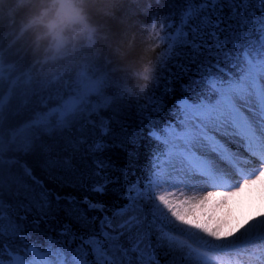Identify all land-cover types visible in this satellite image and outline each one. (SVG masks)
Returning <instances> with one entry per match:
<instances>
[{"label":"snow or ice","instance_id":"1","mask_svg":"<svg viewBox=\"0 0 264 264\" xmlns=\"http://www.w3.org/2000/svg\"><path fill=\"white\" fill-rule=\"evenodd\" d=\"M182 3L178 21L167 23L166 34L165 25L156 20L150 28L166 42L169 58L181 55L177 49L188 50L183 55L195 65L189 69L195 78L182 85L184 95L175 100L173 119L149 128L147 135L158 148L143 186L139 180L129 185L126 204L109 216L102 203L85 197L87 209L102 214L89 218L74 197H64L69 214L82 227L99 221L98 230L87 235L64 224L58 238L31 240L23 223L27 215L16 208L24 213L34 209L43 218L51 214V197L56 207L62 198L23 165L39 190L21 185L27 202L16 207L6 203L3 194L14 178L9 172L6 181L5 167L10 170L16 163L6 153L26 154L40 135L69 127L78 114L107 110L117 99L108 77L81 67L55 106L6 130V108L17 87L31 77L0 66V264H162V258L163 264H264V0ZM151 103L154 113H162L160 101ZM98 127L99 137L88 145L92 153L109 147L102 138L111 133L110 121L102 119ZM94 163L101 182L91 191L103 194L111 182L104 171L110 165L99 159ZM121 172L127 176L126 170ZM257 203L260 210L254 213ZM34 224L38 227L39 221Z\"/></svg>","mask_w":264,"mask_h":264},{"label":"trees","instance_id":"2","mask_svg":"<svg viewBox=\"0 0 264 264\" xmlns=\"http://www.w3.org/2000/svg\"><path fill=\"white\" fill-rule=\"evenodd\" d=\"M182 0H124L120 5L119 15L123 22H112V38L101 42L95 53L86 54L80 61L57 69L48 79H41L33 74L30 61L22 58L19 46L5 52L0 49V65L11 67L20 76L31 77L30 82L17 87L10 104L5 112V129L16 128L29 122L36 113L55 106L56 101L68 90V84L74 79V74L83 66L102 71L111 84L110 91L117 99L105 111L99 114H78L69 127L58 130L51 135L42 134L34 140L33 148L28 153L10 151L6 157L16 160V163L5 167L6 181L9 172L14 180L10 189H6L3 198L6 203L16 207L26 203L25 189H38L33 180L24 174L23 165L32 170V175L42 181L44 187L52 194L62 199L56 207L54 196L51 197L53 208L47 217H41L33 209L24 213L16 208L20 215H27L23 223L28 227V234L32 241L43 243L46 236L57 237L58 231L64 224H70L72 230L79 234H89L92 228L98 230L99 221L89 227H82L69 214L70 205L64 197H74L77 206L84 210L88 217H100L98 211H89L83 203L85 197L92 202H99L105 206L109 216L112 212L127 203L123 197L127 194L129 185L140 181L141 186L151 171V160L158 145L148 135L150 127H161L173 119L171 110L175 100L184 95L182 85L190 84L195 78V65L190 63V57L183 55L187 49H177L169 58L166 42H161L156 32L150 28V23L166 25L169 21H178ZM125 30L135 33L137 51H142L146 45L154 47L147 58L153 62L154 71L147 87L140 91L133 87L141 82L134 80L130 73L114 71L113 64L106 62L105 57L111 55V44L118 40ZM159 28H157V32ZM151 36V39H146ZM3 91H8L5 84ZM160 101L164 107L162 113L152 111L151 100ZM151 117V120L148 119ZM110 121L111 133L103 137L109 145L102 153H92L88 145L92 144L99 135V123L102 119ZM81 140L84 143H81ZM122 145V146H117ZM107 161L110 167L104 171L110 183L103 194L91 191L92 186L101 182L95 175V160ZM69 161L70 163H65ZM121 169L126 170L125 177ZM19 188V191L17 190ZM39 221L38 227L34 224ZM58 238V237H57ZM163 260V258H162Z\"/></svg>","mask_w":264,"mask_h":264},{"label":"clouds","instance_id":"3","mask_svg":"<svg viewBox=\"0 0 264 264\" xmlns=\"http://www.w3.org/2000/svg\"><path fill=\"white\" fill-rule=\"evenodd\" d=\"M124 0H0V49L7 52L19 46L22 58L30 61L33 74L52 77L63 66L95 53L101 42L112 38V22H123L119 15ZM136 2V0H130ZM146 39H151V36ZM154 47L137 51L136 35L125 30L111 44L105 57L113 70L130 73L140 81L133 87L143 91L154 71L147 58Z\"/></svg>","mask_w":264,"mask_h":264},{"label":"rangeland","instance_id":"4","mask_svg":"<svg viewBox=\"0 0 264 264\" xmlns=\"http://www.w3.org/2000/svg\"><path fill=\"white\" fill-rule=\"evenodd\" d=\"M230 146L234 150L236 149V145L233 144V145H230ZM240 151H243V149L241 148ZM241 153H243V152H241ZM180 191H181L180 189H177V196L179 198L183 199L184 197L180 195ZM184 191H185V195H187V196H191L193 194L191 191H187V190H184ZM194 191H196L197 195H202L203 194L202 191H199V190H194ZM242 210L246 213L247 210H248L247 206L246 205L242 206ZM259 210H260V205L257 203L255 206H253L252 211L255 213V212H258ZM237 235H239V233H237ZM162 264H163V260H162Z\"/></svg>","mask_w":264,"mask_h":264},{"label":"bare ground","instance_id":"5","mask_svg":"<svg viewBox=\"0 0 264 264\" xmlns=\"http://www.w3.org/2000/svg\"><path fill=\"white\" fill-rule=\"evenodd\" d=\"M241 152H243V151H241ZM242 154H245V153H242ZM246 155V154H245ZM203 192V194L202 195H205L206 194V190L205 191H202Z\"/></svg>","mask_w":264,"mask_h":264}]
</instances>
